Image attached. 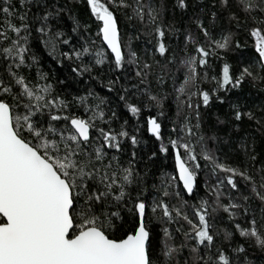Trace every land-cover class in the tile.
<instances>
[{
    "label": "snow or ice",
    "instance_id": "1",
    "mask_svg": "<svg viewBox=\"0 0 264 264\" xmlns=\"http://www.w3.org/2000/svg\"><path fill=\"white\" fill-rule=\"evenodd\" d=\"M0 264H264V0H0Z\"/></svg>",
    "mask_w": 264,
    "mask_h": 264
},
{
    "label": "trees",
    "instance_id": "2",
    "mask_svg": "<svg viewBox=\"0 0 264 264\" xmlns=\"http://www.w3.org/2000/svg\"><path fill=\"white\" fill-rule=\"evenodd\" d=\"M44 68H45V71H48L49 74H50V77H52L53 79H59V78H62L54 69V66L50 65L49 63H47V61L44 62ZM64 88H67L69 91H72L74 92L75 91V88L76 86L75 85H72V84H68L66 83L64 85ZM57 90L58 91H61V87L60 85H57ZM97 90L99 91L100 88L99 86H97ZM217 109L213 108V109H209L208 110V114L206 116V119L207 121L209 122H215V113H216ZM259 136L260 134L257 133V142L259 143Z\"/></svg>",
    "mask_w": 264,
    "mask_h": 264
}]
</instances>
